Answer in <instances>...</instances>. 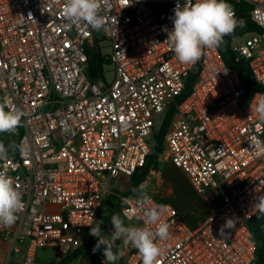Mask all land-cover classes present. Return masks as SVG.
<instances>
[{
  "label": "built area",
  "instance_id": "1",
  "mask_svg": "<svg viewBox=\"0 0 264 264\" xmlns=\"http://www.w3.org/2000/svg\"><path fill=\"white\" fill-rule=\"evenodd\" d=\"M234 1L252 7L261 32L235 38L231 50L264 87V0ZM176 3L98 0L104 24L94 29L71 23L64 0H0V104L24 114L17 156L0 160L24 207L15 228L0 236L11 243L10 254H23L22 264H36L45 248L72 253L90 244L112 181L144 166L157 119L195 68L192 90L165 135L163 158L212 210L192 228L174 206L150 196V206L164 208L158 223L169 224L167 239L155 241L162 249L156 264H258L250 223L260 214L256 197L264 195V154L254 155L250 142L264 143L255 110L264 91L249 92L219 47L204 48L195 64L179 62L164 42ZM95 38L109 45L110 83L88 79L87 47ZM151 174L162 178L158 170ZM121 217L154 232L158 227L145 224L136 198L124 203ZM229 219L234 227L221 236ZM124 248L128 264H143L136 248Z\"/></svg>",
  "mask_w": 264,
  "mask_h": 264
},
{
  "label": "clouds",
  "instance_id": "2",
  "mask_svg": "<svg viewBox=\"0 0 264 264\" xmlns=\"http://www.w3.org/2000/svg\"><path fill=\"white\" fill-rule=\"evenodd\" d=\"M173 28L167 32L164 41L169 45L176 59L184 64H195L202 56L204 48L219 47L224 42V37L234 33L238 26H243L242 20H237L233 7L227 0H188L182 5L177 0L174 8ZM64 16L71 23H86L94 29H99L104 24V18L99 15L98 0H64ZM258 119L264 122V99H261L256 107ZM23 112L18 109L5 111V105L0 104V133H14L20 126ZM253 154H264V143L259 140L250 142ZM9 147L0 142V160H7ZM137 194L136 203L143 212L146 225L158 224L156 231L149 227L125 226L124 220L118 214H113L111 223L114 231L111 236L105 238L102 235L99 224L91 227L90 235L97 237V243L93 251L104 246V264H114L120 257L113 252V246L117 240L122 239L124 244H131L138 250L143 264H156L161 256L162 249L155 242L157 238L167 239L169 224L158 223L164 212L163 206H150V197L146 192V186L140 185L134 188ZM125 203L128 198H124ZM24 207L22 194L15 185L14 180L5 172H0V227H11L18 219L17 213ZM264 215V195L256 197L253 205ZM234 227V221L229 219L221 227V236H225V229Z\"/></svg>",
  "mask_w": 264,
  "mask_h": 264
},
{
  "label": "trees",
  "instance_id": "3",
  "mask_svg": "<svg viewBox=\"0 0 264 264\" xmlns=\"http://www.w3.org/2000/svg\"><path fill=\"white\" fill-rule=\"evenodd\" d=\"M227 2L236 10L239 19L242 20L243 26H239L234 33L224 37V42L219 46L221 55L228 66L234 68L241 76L242 80L246 83L249 92L264 91V87L258 85L254 80L251 79L249 69L245 64L239 63L236 60L235 54L231 50V43L237 37L245 36L253 32H261V29L253 23L250 17L251 6L247 3H236L234 0H227ZM88 55V68L87 76L88 79L93 83H101L106 80V66H110L111 63L107 56L103 54L100 41L95 38L93 43L87 47ZM198 75V68H195L186 83L184 92L178 96L174 104L166 112L163 120L161 121L160 127L157 129L155 140L157 141V147L148 155L144 166L136 171L133 176L128 177L131 182V187L128 193L119 194L115 189L106 194L105 200L109 197L110 203V214L121 212V208L125 202L124 198H136L137 194L133 192L134 188H138L140 185L147 183L150 173L152 170H158L157 160L159 154L162 152L163 145L165 146V135L167 134L170 124L175 116L177 105L181 104L192 90L193 83L195 82ZM16 135L17 140L13 141V137ZM22 135V128L19 126L13 134L2 133L3 143L6 147H9V156L16 157L19 152V138ZM151 146V145H150ZM150 197V195L148 194ZM161 203L166 201L160 200ZM253 238L257 243L258 247V264H264V215L261 213L252 219L250 223ZM12 256L17 253L12 252Z\"/></svg>",
  "mask_w": 264,
  "mask_h": 264
},
{
  "label": "rangeland",
  "instance_id": "4",
  "mask_svg": "<svg viewBox=\"0 0 264 264\" xmlns=\"http://www.w3.org/2000/svg\"><path fill=\"white\" fill-rule=\"evenodd\" d=\"M102 52L104 55L109 53V45L104 41L102 42ZM106 79L107 82L113 80V71L111 66H106ZM162 118L157 119V124L154 133L149 137V143L151 145V152L157 147V141L155 140L156 131L161 125ZM16 135L13 137V141H16ZM165 146L162 147V152L159 154L157 160L158 171L162 173V178L155 176L150 173L149 179L146 186V192L150 196L158 198L159 200L166 201L170 205L174 206L176 210L182 215L187 224L196 228L200 226L208 214L211 212V208L206 205L203 199L197 194L193 188L189 178L178 168L173 166L170 162L163 158ZM131 187V182L128 177L120 176L116 178L111 183V188L115 189L120 197L122 194L128 193ZM110 203L109 197L104 201L102 208L100 210V215L102 218V225H105L106 220L111 222V217L113 214H118L121 216L120 211L117 213L110 214ZM101 216L99 219H101ZM105 217V218H104ZM122 218V217H121ZM123 219V218H122ZM124 220V219H123ZM124 222H126L124 220ZM112 224V223H111ZM0 242H5L0 236ZM2 250H0V255ZM23 255L18 253L12 256V254L7 253L4 263L2 264H22Z\"/></svg>",
  "mask_w": 264,
  "mask_h": 264
},
{
  "label": "crops",
  "instance_id": "5",
  "mask_svg": "<svg viewBox=\"0 0 264 264\" xmlns=\"http://www.w3.org/2000/svg\"><path fill=\"white\" fill-rule=\"evenodd\" d=\"M121 213V212H120ZM101 215L99 214V217ZM102 216L101 219L98 218L97 224L100 225L102 235L105 238L111 236L114 231V226L110 221L106 220L105 225H102ZM105 218V217H104ZM125 226H136L132 225L130 222H124ZM15 225L11 227H0L2 229H14ZM97 243V237L92 236L89 245L83 246L72 253L62 251L61 249L50 247L45 248L39 251L36 264H104L105 257L103 256L104 246H101L97 251H93L94 246ZM0 250L2 253L0 255V264L4 263L7 253L11 251V243L5 241L0 242ZM113 252L119 253L120 257L114 264H128L127 263V253L124 248V242L122 239L117 240L113 246ZM18 254V253H17ZM21 254V253H20ZM23 255V254H22ZM12 264V263H11Z\"/></svg>",
  "mask_w": 264,
  "mask_h": 264
}]
</instances>
